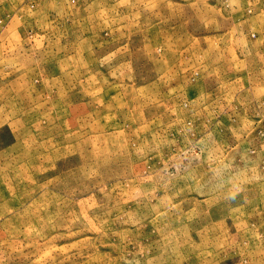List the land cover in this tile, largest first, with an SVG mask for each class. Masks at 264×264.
<instances>
[{
    "label": "rangeland",
    "instance_id": "374dc122",
    "mask_svg": "<svg viewBox=\"0 0 264 264\" xmlns=\"http://www.w3.org/2000/svg\"><path fill=\"white\" fill-rule=\"evenodd\" d=\"M0 264H264V0H0Z\"/></svg>",
    "mask_w": 264,
    "mask_h": 264
},
{
    "label": "bare ground",
    "instance_id": "6f19581e",
    "mask_svg": "<svg viewBox=\"0 0 264 264\" xmlns=\"http://www.w3.org/2000/svg\"><path fill=\"white\" fill-rule=\"evenodd\" d=\"M40 148V147H39Z\"/></svg>",
    "mask_w": 264,
    "mask_h": 264
}]
</instances>
